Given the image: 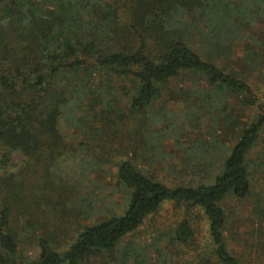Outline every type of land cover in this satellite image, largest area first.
Masks as SVG:
<instances>
[{
    "label": "trees",
    "instance_id": "obj_1",
    "mask_svg": "<svg viewBox=\"0 0 264 264\" xmlns=\"http://www.w3.org/2000/svg\"><path fill=\"white\" fill-rule=\"evenodd\" d=\"M96 11L103 15L97 20ZM240 11L250 21L264 20V0H0V264H88L90 258L113 253L123 237L167 202L189 215L173 233L177 245L194 252L186 264L264 260V153L251 158L264 130V114L242 120L227 113L229 107L221 101L209 131L215 132L222 114L220 130L234 135V142L226 145L219 130L208 138L210 150L202 140L182 147L186 161L194 162L178 172L170 169L176 178L170 185L145 176L126 160L81 158L72 132H81L80 118L87 114L82 107L91 97L100 110L95 115L88 111L101 132L117 127L134 110L150 107L186 75L191 79L181 96L201 105L207 102L208 109L220 92L252 100L248 85L212 59L224 50L215 35L221 29L232 33L229 21ZM201 21L206 22L204 29ZM126 82L129 87L121 86V92L129 103L123 112L107 95ZM140 119L132 135L145 130L152 140L161 137L150 128L167 119L163 112ZM62 158L82 164L85 178L92 167L116 165L125 202L121 214L80 227L64 252L55 233L65 235L61 226L87 220L92 212L78 202L67 206L71 197L60 192L71 187L56 193L54 185L42 184L40 175L47 176L50 165ZM188 171L199 180L183 177ZM193 211L207 226L203 245L195 243ZM28 250L35 258L25 255Z\"/></svg>",
    "mask_w": 264,
    "mask_h": 264
},
{
    "label": "rangeland",
    "instance_id": "obj_2",
    "mask_svg": "<svg viewBox=\"0 0 264 264\" xmlns=\"http://www.w3.org/2000/svg\"><path fill=\"white\" fill-rule=\"evenodd\" d=\"M235 15V21H229V23L234 24L231 27L232 33L221 29L215 35L218 46L224 48V50L218 56L212 54V59H214L213 64L223 72L235 75L237 79L243 80L248 85L253 94L252 100L243 102L246 100L241 94L226 95L220 92V94H215V101L208 109L207 102L204 103L206 105H201L199 102L197 103L198 100L196 101L192 97H188L190 99L187 100L181 96L180 91L185 90L186 81L191 79L190 75H186L174 82V85L171 84V88L163 91L161 96L155 98L149 105L150 107L146 106L137 111L134 110L131 113L132 116L127 115V118L118 123L117 127L109 126L108 129L105 128L99 132L98 129L101 126L96 123L97 118H93L88 110L95 115L99 112L100 107H96L95 104L98 101H92L93 97H91L82 107V110L85 109L87 114L80 118L81 127L79 130L81 132L79 133L74 129L72 131L76 137V139H73L79 151V156L81 158L91 156L101 161H110V157L117 162L126 160L131 162L145 176L154 177L158 181L170 185L171 182L176 180V178L174 179L169 175L171 173L170 169L178 172L185 166L191 168L194 162V160L186 161L182 147L188 149L190 143L202 140L206 142L204 143L205 148L207 150L211 149V142H208V138H213L219 133L222 126L221 120L224 117L220 114L216 119V133L210 132L209 129L212 128L214 116L220 111L218 107L221 105V101L229 107L227 113L234 114L242 120H250L258 113L264 114V20L259 17L250 21L246 18V14L241 11ZM93 16L97 20L103 15L101 12L96 11ZM205 23V21H201L203 29ZM147 42L151 43L149 37H147ZM255 61L259 66L256 65ZM249 64H252L251 69H249ZM89 85H91V80ZM94 85L97 84L94 83ZM121 86L128 88L129 84L128 82L125 85L124 83L122 85L117 84L116 88L112 87L114 90L110 89L111 95H107V97L111 98L115 106L124 112L129 102L128 96H124L121 92ZM92 91L95 90L92 89ZM207 91L209 90L207 89ZM168 93H171L174 98L176 97L177 101H174L171 97L167 98L166 94ZM160 112H163L167 119L150 128L154 135L161 136L159 139L152 140L151 134L145 130H142L136 136L132 135L131 129L141 120V117L149 113L157 114ZM169 124L180 126V130L170 128ZM95 128L98 129L95 130ZM61 129H64L63 123ZM66 132L70 134L71 130L68 129ZM220 132L221 137L226 140V145L230 146L234 142V135L228 132L224 135L223 128ZM174 135L178 137L177 142L174 140L176 137ZM68 140H71V138ZM146 141L149 143L148 145H146ZM197 147L203 146L199 143ZM261 150L264 153V130L258 146L251 152V158L253 159L256 153H260ZM262 159L264 160V155ZM198 163H202V161H198ZM79 165L82 164L62 158L50 165L51 171L47 176L45 173L40 175V179L43 180L42 184L49 182L48 184H51V187L54 185L56 193H59L62 187H65L66 190L69 189L67 186L71 187L66 193L60 192L65 198L71 197L70 202H67V206L72 204V201L76 202L75 205L78 202L79 207H85L89 209V213L92 212V216L87 220L84 219L80 223L74 221L73 224L61 226V229L63 227L65 229V235L62 233L65 238L59 231L55 233V239L61 245L59 251L62 252L67 249L70 240L75 238L80 227L89 223L93 224L100 219L109 217L111 214L119 215L125 208L124 195L115 174L116 165L111 166L109 162H105L100 168L92 167L87 178L81 175ZM192 176L189 171L187 175H183L189 180L193 179L196 182L199 180L198 177ZM35 180L36 177H32L30 182L34 183ZM231 204L232 201L227 202L226 207L230 209ZM33 211L39 215L38 217L42 218L44 216L42 211L40 214L39 210ZM189 214L191 225L196 230L195 243L200 242L203 245L202 243L207 234L206 223L197 219V216L200 215L199 212L193 211ZM186 216L189 215L182 207H176L168 202L164 203L157 213L148 216L137 230L123 237L113 253L103 254L93 259L90 258L88 264H120V262L122 264H186L193 259L194 252L192 248L177 245L173 239L176 225ZM46 227L47 225L42 227V232ZM25 255L29 257L36 256L30 250ZM250 264H264V260L260 263L251 260Z\"/></svg>",
    "mask_w": 264,
    "mask_h": 264
}]
</instances>
